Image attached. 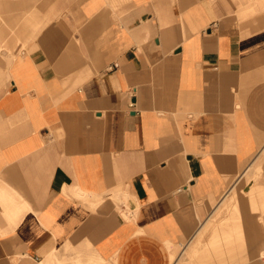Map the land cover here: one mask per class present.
Here are the masks:
<instances>
[{
  "label": "crops",
  "instance_id": "1",
  "mask_svg": "<svg viewBox=\"0 0 264 264\" xmlns=\"http://www.w3.org/2000/svg\"><path fill=\"white\" fill-rule=\"evenodd\" d=\"M262 256L264 0H0V264Z\"/></svg>",
  "mask_w": 264,
  "mask_h": 264
},
{
  "label": "rangeland",
  "instance_id": "2",
  "mask_svg": "<svg viewBox=\"0 0 264 264\" xmlns=\"http://www.w3.org/2000/svg\"><path fill=\"white\" fill-rule=\"evenodd\" d=\"M237 243H239V244H245L246 243V241H239V242H237ZM250 252V251H249ZM197 255V254H196ZM200 255V254H199ZM248 256L247 255H245V258H243V263H245L246 261H248V259L250 260V259H252V258H256V257H258V256H250V258H247ZM190 258V261H193V259H195L196 260V258H193V257H189ZM261 258H264V256H262ZM197 260H199V258L197 259ZM196 260V261H197ZM189 261V262H190Z\"/></svg>",
  "mask_w": 264,
  "mask_h": 264
},
{
  "label": "built area",
  "instance_id": "3",
  "mask_svg": "<svg viewBox=\"0 0 264 264\" xmlns=\"http://www.w3.org/2000/svg\"><path fill=\"white\" fill-rule=\"evenodd\" d=\"M130 108L133 110V108H134V104H131V105H130Z\"/></svg>",
  "mask_w": 264,
  "mask_h": 264
}]
</instances>
